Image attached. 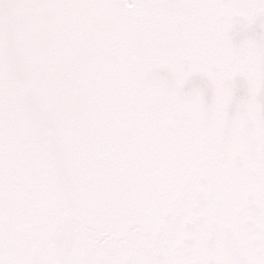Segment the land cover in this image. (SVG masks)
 Listing matches in <instances>:
<instances>
[{
    "label": "snow or ice",
    "instance_id": "6c2138e0",
    "mask_svg": "<svg viewBox=\"0 0 264 264\" xmlns=\"http://www.w3.org/2000/svg\"><path fill=\"white\" fill-rule=\"evenodd\" d=\"M0 264H264V0H0Z\"/></svg>",
    "mask_w": 264,
    "mask_h": 264
}]
</instances>
